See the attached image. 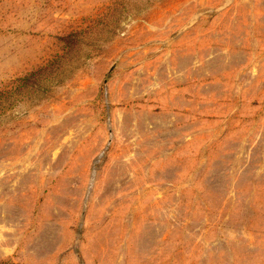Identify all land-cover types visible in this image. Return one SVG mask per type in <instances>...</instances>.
Instances as JSON below:
<instances>
[{
	"label": "rangeland",
	"instance_id": "374dc122",
	"mask_svg": "<svg viewBox=\"0 0 264 264\" xmlns=\"http://www.w3.org/2000/svg\"><path fill=\"white\" fill-rule=\"evenodd\" d=\"M0 264H264V0H0Z\"/></svg>",
	"mask_w": 264,
	"mask_h": 264
}]
</instances>
